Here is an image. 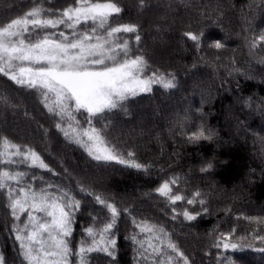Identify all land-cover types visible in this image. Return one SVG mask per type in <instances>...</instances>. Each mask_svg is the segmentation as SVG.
Returning a JSON list of instances; mask_svg holds the SVG:
<instances>
[{"label":"trees","instance_id":"trees-1","mask_svg":"<svg viewBox=\"0 0 264 264\" xmlns=\"http://www.w3.org/2000/svg\"><path fill=\"white\" fill-rule=\"evenodd\" d=\"M65 5L66 0L45 3L55 8ZM121 5L123 12L115 22L132 21L140 26L141 41L133 47L144 53L149 74L152 69L174 73L176 87L153 85L150 93L131 98L126 112H107L94 123L97 127L108 124L112 143L120 151L134 152L138 162L151 167L142 171L93 160L55 128L56 119L35 90L17 86L3 76L0 96L8 97L10 104L0 102V132L36 146L59 175L28 171L43 177L44 182L69 187L84 202L73 224V247L86 239L83 228L92 223L89 213L101 218L108 215L103 206L79 191L77 185L83 184L114 197L131 211V216L122 213L117 219L115 264H136L137 245L128 237L138 234L143 239L146 234L139 233L132 217L163 224L190 257V264H227L228 260L264 264V251L258 250L264 243L253 238L264 235V224L245 219L264 217V49L250 53L248 47V41L264 30V0H147L144 8L138 7V0H121ZM31 7L32 0H0V23ZM188 30L203 33L199 47L183 35ZM216 41L224 47H210ZM202 123L213 130V138L189 143L187 136ZM54 154L62 155L70 173ZM209 162L213 167L201 172ZM172 176L181 177L173 186L174 193L190 197L199 191L204 205L185 201L168 205L166 198L153 191ZM31 183L43 186L39 180ZM5 203L0 196V253L7 264H21L19 245L11 232L13 218ZM173 207L178 212L185 207L195 209L201 215L194 221L182 216L172 220ZM22 219H26L23 214ZM230 231L232 242L242 247H213L216 236ZM89 261L112 264L100 252L90 253Z\"/></svg>","mask_w":264,"mask_h":264},{"label":"snow or ice","instance_id":"snow-or-ice-1","mask_svg":"<svg viewBox=\"0 0 264 264\" xmlns=\"http://www.w3.org/2000/svg\"><path fill=\"white\" fill-rule=\"evenodd\" d=\"M46 2L32 0L31 8L0 23V76L17 86L35 90L44 108L56 119L55 128L93 160L147 171L151 166L138 162L134 152L120 151L112 143L108 138V124L97 127L94 121L98 122L113 110L126 112L127 102L150 93L153 85L175 88V74L159 69H152L149 74L150 65L144 53L133 47L141 41L140 26L132 21L115 22L123 12L121 0H66L62 8L46 7ZM146 6L147 0H138V7ZM183 35L199 47L203 33L188 30ZM210 47L221 49L224 45L216 41ZM248 47L250 53L264 49V30L248 41ZM261 62L264 63V57ZM0 102L10 104L8 97L0 96ZM213 136V130L202 123L187 136V141L197 143L211 140ZM212 167L209 162L200 171L207 172ZM29 169L59 175L36 146L19 143L0 132V196L13 218L11 232L19 245L21 264H90L89 254L97 252L104 253L115 264L114 229L122 213L131 216L130 209L121 207L110 195L78 184L79 191L103 206L108 215L101 218L89 213L92 223L83 228L86 239L73 247V224L84 202L69 187L44 182L43 177L30 173ZM36 180L43 186L34 187L31 181ZM180 180L181 177L172 176L153 191L166 198L168 205H176L178 201L204 205L199 191L190 197L173 192V186ZM202 211L206 213L208 209ZM22 214L26 219H22ZM200 215L201 211L195 209L185 207L178 212L173 207L171 219L182 216L194 221ZM245 219L264 224V217ZM132 223L139 233L146 234L143 239H138V234L128 237L137 245L136 264L144 261L190 264V257L174 242L163 224L135 217ZM231 236V231L221 232L215 237L213 247L243 246L233 243ZM253 238L264 243V235ZM258 250L264 251V248ZM0 264H7L2 253ZM227 264L233 261L228 260Z\"/></svg>","mask_w":264,"mask_h":264},{"label":"rangeland","instance_id":"rangeland-1","mask_svg":"<svg viewBox=\"0 0 264 264\" xmlns=\"http://www.w3.org/2000/svg\"><path fill=\"white\" fill-rule=\"evenodd\" d=\"M156 7H158L159 9L162 8L160 5H157V4H156ZM160 10H162V9H160ZM220 28H221V27H220ZM220 28H219V29H220ZM221 30H222V29H221ZM160 108H161V107H158V109H160ZM161 109H162V108H161ZM161 109H160V110H161ZM137 120H138V119H137ZM134 122H137V121H134ZM134 122H133V124H135ZM126 125L130 126V125H131V122H130V123H129V122H126ZM54 156H55L57 162H60V163L62 164V166H63V167H62L63 170L67 169V172H66V173H68V172L70 173V169H69V167H66V166L64 165L65 163H63V157H62V155H61V154H57V155L54 154Z\"/></svg>","mask_w":264,"mask_h":264}]
</instances>
